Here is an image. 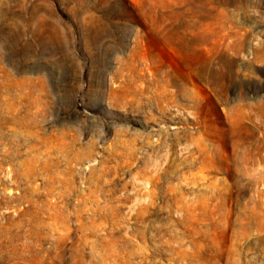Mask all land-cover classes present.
Instances as JSON below:
<instances>
[{
    "label": "rangeland",
    "instance_id": "obj_1",
    "mask_svg": "<svg viewBox=\"0 0 264 264\" xmlns=\"http://www.w3.org/2000/svg\"><path fill=\"white\" fill-rule=\"evenodd\" d=\"M0 264H264V0H0Z\"/></svg>",
    "mask_w": 264,
    "mask_h": 264
}]
</instances>
